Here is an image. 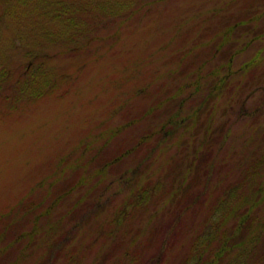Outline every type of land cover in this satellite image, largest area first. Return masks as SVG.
I'll list each match as a JSON object with an SVG mask.
<instances>
[{
    "label": "rangeland",
    "instance_id": "obj_1",
    "mask_svg": "<svg viewBox=\"0 0 264 264\" xmlns=\"http://www.w3.org/2000/svg\"><path fill=\"white\" fill-rule=\"evenodd\" d=\"M263 156L264 0L0 1V264H193Z\"/></svg>",
    "mask_w": 264,
    "mask_h": 264
},
{
    "label": "trees",
    "instance_id": "obj_2",
    "mask_svg": "<svg viewBox=\"0 0 264 264\" xmlns=\"http://www.w3.org/2000/svg\"><path fill=\"white\" fill-rule=\"evenodd\" d=\"M106 165L107 164L103 165V167ZM262 165H264V156L255 161L238 181L234 182L232 185H228L222 198L216 200L217 203L209 208V216L206 219L207 221L205 225H203V228L201 229L203 235L201 237V234H197L194 248H192V254H189L186 262L191 261L193 264H213L216 262L217 264H222L225 262L226 258L230 261L231 255L234 254V257H232L233 259L226 264H246V261L244 260L245 257L254 250V247L251 248V246H249L254 242V238H248V235L251 233L252 236H256L260 231V227L254 225L253 221L256 219L254 213L257 210V202H259L258 199L260 198V195L256 194L259 193L261 189L260 184H255L262 176ZM249 171L252 173L248 176L247 174ZM182 193V195L188 194V187L183 188ZM178 202L181 204L180 201ZM191 202L192 201L187 204L184 202V204H182L179 213L175 217L176 221L180 220L181 210L183 212L186 209V211L189 210ZM229 222H231L230 226H228ZM174 223L175 220L171 221L170 226L174 225ZM216 238L218 240L216 241L218 246L214 249L211 248L209 251L212 253L213 257H209L210 259L206 260V262L203 260V262L202 259L205 255H203L202 252L204 251L206 253V246L210 247V244L213 243ZM203 243L206 249L202 251L201 244ZM263 259L264 254L261 255L258 262H261ZM258 262L256 263L254 261V264H261Z\"/></svg>",
    "mask_w": 264,
    "mask_h": 264
}]
</instances>
